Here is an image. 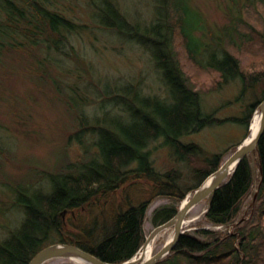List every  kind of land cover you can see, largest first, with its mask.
<instances>
[{
	"label": "trees",
	"instance_id": "1",
	"mask_svg": "<svg viewBox=\"0 0 264 264\" xmlns=\"http://www.w3.org/2000/svg\"><path fill=\"white\" fill-rule=\"evenodd\" d=\"M88 3L94 6L100 25L149 49L164 93L146 94L126 85L115 99L121 112L105 109L92 124L84 114L79 116L82 129L91 126L90 131L97 133L92 155L80 163H70L66 170L51 172L48 189L13 193L24 216L20 225L0 240V264H28L40 249L56 242L76 245L110 263L130 259L144 243L142 222L150 202L157 196L174 199L173 204L152 213L154 225L167 221L186 194L222 163L223 153L207 152L191 136L227 122L239 123L246 130L264 96V65L248 72L226 49L206 51L208 44L201 39L205 27L189 0H157L149 23L130 20L116 0ZM60 4V0H0V55L38 47L58 53L68 45L74 49L70 39L84 25L73 19L72 9L65 10ZM200 30L199 37L196 32ZM176 33L181 48L196 66L211 68L221 83L237 82L232 100L206 110L200 92L184 78L174 50ZM240 34L248 36V32ZM260 86L263 95L245 102L248 93ZM104 94L110 92L105 90ZM232 101L245 102L241 114L219 115ZM162 148L172 159L188 161V185L180 179L178 169H157L153 154ZM192 160L201 163L191 167ZM138 181L145 187L141 200L132 196ZM207 200L205 221L232 225V231L207 227L183 232L172 251L156 264H264V130L255 151L237 163ZM65 213L71 218L66 223L62 219ZM67 226L76 232L69 233Z\"/></svg>",
	"mask_w": 264,
	"mask_h": 264
},
{
	"label": "rangeland",
	"instance_id": "2",
	"mask_svg": "<svg viewBox=\"0 0 264 264\" xmlns=\"http://www.w3.org/2000/svg\"><path fill=\"white\" fill-rule=\"evenodd\" d=\"M116 1L132 21L149 23L154 18L157 0ZM183 1L188 3V0ZM262 1L189 0L203 21L205 34L202 35L203 28L196 35H202V41L208 44L206 51L226 49L248 72L264 65ZM60 2L63 9H72L76 22L84 25L70 39L74 49L68 45L64 52L58 53L42 47L32 48L29 52L25 48L27 51H3L0 55V240L16 229L24 216L23 207L14 201L16 190L48 189L47 179L51 172L66 170L70 163H80L92 155L97 133L90 131L91 126L82 129L79 122L81 114L92 124L105 109L112 113L121 112L115 99H119L118 93L126 85L146 94L164 93L160 71L155 68L145 45L100 25L94 17L95 8L88 0ZM245 32L248 36L241 37L240 33ZM226 34L231 35L226 37ZM180 43L181 38L176 33L174 50L184 78L200 92L206 110L232 100L238 89L237 82H219L218 74L211 68H200L190 61ZM105 90L110 94L105 95ZM262 92L263 86L251 90L245 102L258 99ZM245 102L225 104L218 114L240 115ZM249 126L245 130L239 123L227 122L206 127L191 137L207 152L223 153V162L237 147L230 146L247 138ZM153 155L159 171L178 169L180 179L188 185L191 168L187 160L181 163L172 159L165 148ZM199 162L192 160L190 165H199ZM134 187L132 196L138 195L141 200L145 187L139 181ZM191 193L186 194L179 206ZM174 202L168 196H157L150 202L142 222L145 238L157 226L151 220L153 211ZM207 202V199L202 200L186 214L180 228L182 231L194 233L198 228L207 227L232 231V225L223 227L205 221L203 215ZM62 219L66 223L71 218L65 213ZM67 230L76 232L70 226ZM173 231L171 226L156 235L150 256L172 237ZM141 249L139 247L132 257L136 259ZM140 260L132 264H140ZM43 264L84 263L71 258H54Z\"/></svg>",
	"mask_w": 264,
	"mask_h": 264
},
{
	"label": "water",
	"instance_id": "3",
	"mask_svg": "<svg viewBox=\"0 0 264 264\" xmlns=\"http://www.w3.org/2000/svg\"><path fill=\"white\" fill-rule=\"evenodd\" d=\"M261 113L260 126L254 139L246 141L244 139L235 150L221 163V165L207 176L204 181L195 188L191 195L186 198L179 206L176 214L167 221L155 226L149 235L145 238L144 243L140 246L145 247L149 241L154 240L156 235L166 228L173 227L172 237L153 255L147 259L140 260L131 257L120 263H110L103 261L92 253L81 249L80 247L68 243H52L40 249L29 261L28 264H43L54 258H71L82 260L86 264H132L140 260V264H156L164 258L175 247L177 240L182 232L180 229L186 214L204 199H208L213 191L224 183L229 175L233 172L237 163L243 158L254 152L259 139L264 130V99L258 104L256 111Z\"/></svg>",
	"mask_w": 264,
	"mask_h": 264
},
{
	"label": "bare ground",
	"instance_id": "4",
	"mask_svg": "<svg viewBox=\"0 0 264 264\" xmlns=\"http://www.w3.org/2000/svg\"><path fill=\"white\" fill-rule=\"evenodd\" d=\"M260 119H261V113L259 110H257L254 113L252 120L250 122L249 132H248V136L246 138V141H250V140L254 139V137L256 136L258 129H259V126H260ZM152 245H153V240L149 241L148 244L140 250L139 256L136 257V259H139V257L142 260L147 259L151 254ZM76 260L81 262V263L86 264L82 260H78V259H76Z\"/></svg>",
	"mask_w": 264,
	"mask_h": 264
}]
</instances>
